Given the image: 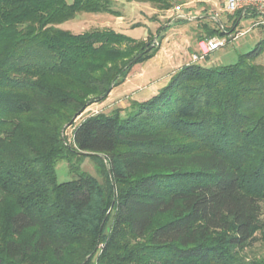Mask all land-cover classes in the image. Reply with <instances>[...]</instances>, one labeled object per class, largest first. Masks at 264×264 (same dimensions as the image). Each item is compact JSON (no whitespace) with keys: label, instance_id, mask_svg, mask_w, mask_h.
I'll list each match as a JSON object with an SVG mask.
<instances>
[{"label":"trees","instance_id":"16d2710c","mask_svg":"<svg viewBox=\"0 0 264 264\" xmlns=\"http://www.w3.org/2000/svg\"><path fill=\"white\" fill-rule=\"evenodd\" d=\"M79 13L120 16L113 0H0V264H264L244 257L264 237V37L76 124L161 48L59 26ZM202 27L199 40L228 33ZM63 160L75 176L60 182Z\"/></svg>","mask_w":264,"mask_h":264},{"label":"rangeland","instance_id":"374dc122","mask_svg":"<svg viewBox=\"0 0 264 264\" xmlns=\"http://www.w3.org/2000/svg\"><path fill=\"white\" fill-rule=\"evenodd\" d=\"M143 5L146 6L147 4ZM178 5H181V10L188 17L194 15H199V17L192 21L187 17H175L172 22L175 12L178 11L176 8ZM126 6L127 4L113 0V7L120 12L121 17L112 14H94L93 16L89 13H79L74 19L59 25L61 28L71 30L74 33H82L93 28L108 27L144 41H149L150 37H153L156 43L161 41L157 29L161 25L170 26L163 33L164 38L168 35L169 39L167 44L164 45L166 50L160 51L158 57L134 65L126 80L116 86L104 101L95 102L88 106L82 115L77 118L76 124H79L87 116L98 112L108 113L116 107L129 109L132 101L144 100L154 95L168 81V77L162 78L166 69L170 67L169 69L172 71L177 70L186 62H191L192 55L197 51L196 43L199 38L207 36V31L202 27L204 24L210 27L223 24L228 31L226 36L229 35L228 44L210 54L208 60L203 61L208 63L210 60L208 64L211 65H226L236 62L240 54L252 50L259 39L264 37L261 28L254 25L260 20V14L254 11H249L239 19L240 25L235 32H229L228 29L233 26L235 16L225 10L222 0H172V6L168 10H158L157 13H149L145 17L137 15L138 18L136 19L144 24L139 22L142 25L130 29L129 27L137 23V20L135 19L133 23L130 21L129 16L126 14L129 9ZM238 31H246V33L233 40L232 36ZM166 32L167 34H165ZM214 37H218V35ZM178 43L180 46L184 45L180 54L177 51L173 53L170 49H178ZM257 62L264 64V54L258 58ZM72 131V127L66 130L69 138L72 137ZM81 166L83 170L100 179L97 166L90 157L86 158ZM57 169L60 182L73 179L75 176L70 172L68 163L64 160L59 162ZM262 217L264 219V204ZM262 256H264V237L258 233V239L251 248L244 252V257L246 260H250Z\"/></svg>","mask_w":264,"mask_h":264},{"label":"built area","instance_id":"2783aa9c","mask_svg":"<svg viewBox=\"0 0 264 264\" xmlns=\"http://www.w3.org/2000/svg\"><path fill=\"white\" fill-rule=\"evenodd\" d=\"M222 2L224 4L225 10L229 13L242 11L241 14H243V16H245L249 11L259 13L260 20L254 25L264 30V0H222ZM176 8L177 10L180 9L179 6ZM245 33L246 31H238L232 36V39L235 40ZM228 36L225 35L221 37L202 38L198 40L197 51L192 55L191 62L203 61L208 55L220 48H224L229 42Z\"/></svg>","mask_w":264,"mask_h":264},{"label":"crops","instance_id":"0c3cea01","mask_svg":"<svg viewBox=\"0 0 264 264\" xmlns=\"http://www.w3.org/2000/svg\"><path fill=\"white\" fill-rule=\"evenodd\" d=\"M115 1H119V2H121L122 4L124 3V4H127V6L126 7H128V13H126L127 14V16H129V19H130V21H132V23H133V21L136 19V18H138L137 17V15H143L144 17L146 16V15H148L149 13H157L158 12V9L157 8H155V7H153L152 6V4H150V3H148V2H138V1H136V0H115ZM143 4H147L146 6L145 5H143ZM145 6V7H144ZM179 7H180V9H178V11H176L175 12V15H174V17L172 18V22H173V20H174V18L175 17H178V18H183V17H187L190 21H192L193 19H196V18H198L199 17V15H194V16H191V17H188V15L187 14H185L184 12H183V10H181V5H178ZM89 14H93V16H94V14H104V15H107L108 13H89ZM92 16V17H93ZM122 15L120 14V16H117V17H121ZM137 20V23H139V22H141V21H139L138 19H136ZM238 21H239V18H238ZM131 23V24H132ZM142 24H144L143 22H141ZM135 24V23H134ZM141 24V25H142ZM222 25V24H221ZM133 26H130L129 27V29L130 28H132ZM167 31V30H166ZM165 34H167V32L165 33ZM169 41V39H168V35L164 38V40H163V46L160 48V50L156 53V55L154 56V57H158L159 56V54H160V51H164V50H166L165 49V44H167V42ZM161 42H162V40H161ZM184 46V45H183ZM183 46H180L179 45V43H178V49L177 48H170L171 49V51L173 52V53H176V51L180 54L181 52H182V47ZM196 46H197V43H196ZM196 50H197V47H196ZM154 57H152V58H154ZM209 62H210V60H209ZM208 62V63H209ZM187 63H189V62H186L185 64H187ZM162 64H163V62H162ZM184 65V64H183ZM181 67V66H180ZM170 68V67H169ZM166 69V71H165V74L162 76V78H164V77H168V79H169V77L171 76L170 74L173 72V71H175L176 69H174L173 71L172 70H170V69ZM165 79V78H164Z\"/></svg>","mask_w":264,"mask_h":264},{"label":"water","instance_id":"95a60500","mask_svg":"<svg viewBox=\"0 0 264 264\" xmlns=\"http://www.w3.org/2000/svg\"><path fill=\"white\" fill-rule=\"evenodd\" d=\"M242 16H243V14H241V15L239 16V19H241V18H242ZM153 45H154V43H153ZM153 45H152V46H153Z\"/></svg>","mask_w":264,"mask_h":264}]
</instances>
